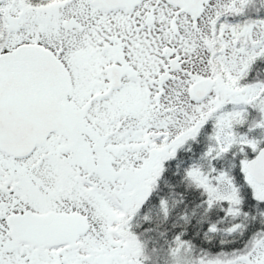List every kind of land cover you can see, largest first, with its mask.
Masks as SVG:
<instances>
[{"label":"snow or ice","instance_id":"obj_1","mask_svg":"<svg viewBox=\"0 0 264 264\" xmlns=\"http://www.w3.org/2000/svg\"><path fill=\"white\" fill-rule=\"evenodd\" d=\"M0 264H264V0H0Z\"/></svg>","mask_w":264,"mask_h":264}]
</instances>
